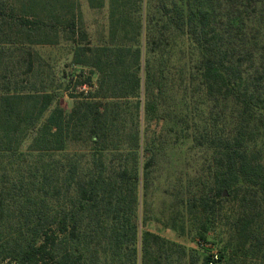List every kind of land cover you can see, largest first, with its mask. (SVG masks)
I'll list each match as a JSON object with an SVG mask.
<instances>
[{
    "label": "trees",
    "instance_id": "obj_1",
    "mask_svg": "<svg viewBox=\"0 0 264 264\" xmlns=\"http://www.w3.org/2000/svg\"><path fill=\"white\" fill-rule=\"evenodd\" d=\"M87 3L0 0V264H264V0Z\"/></svg>",
    "mask_w": 264,
    "mask_h": 264
},
{
    "label": "rangeland",
    "instance_id": "obj_2",
    "mask_svg": "<svg viewBox=\"0 0 264 264\" xmlns=\"http://www.w3.org/2000/svg\"><path fill=\"white\" fill-rule=\"evenodd\" d=\"M79 2L82 11L83 23L88 29L92 38L94 39V35L96 32L102 29L103 30L106 29V10L91 9L87 3V0H79ZM36 49L38 50L39 54L43 55L44 57L50 60L51 65L54 66V69L56 70L58 76H61L62 73L63 75L69 77L71 72L74 73L79 72L80 68L76 65H73L70 62L69 60L70 56L68 55L69 46L64 42H60L59 44L54 46H49V45L36 46ZM167 203L168 201H166L165 199L158 198L157 205L159 206L160 209L157 210L156 214H151L150 217L152 221L150 224L146 225L147 228L171 240L177 241L188 248H199L197 242L189 238L190 237L189 235L187 234L179 235L173 229L169 227H165L163 225L162 220L164 218V215H166L165 210ZM210 243L211 241L203 245L199 244L200 249L203 250L204 248H207L212 253H215L217 251V246ZM218 244L219 243H217V245Z\"/></svg>",
    "mask_w": 264,
    "mask_h": 264
},
{
    "label": "water",
    "instance_id": "obj_3",
    "mask_svg": "<svg viewBox=\"0 0 264 264\" xmlns=\"http://www.w3.org/2000/svg\"><path fill=\"white\" fill-rule=\"evenodd\" d=\"M224 195H227V193H226V191H224V193H223Z\"/></svg>",
    "mask_w": 264,
    "mask_h": 264
}]
</instances>
